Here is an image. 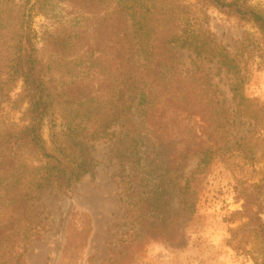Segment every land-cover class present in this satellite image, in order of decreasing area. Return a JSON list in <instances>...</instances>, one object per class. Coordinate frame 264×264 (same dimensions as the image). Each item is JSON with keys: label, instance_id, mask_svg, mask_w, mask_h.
Listing matches in <instances>:
<instances>
[{"label": "trees", "instance_id": "trees-1", "mask_svg": "<svg viewBox=\"0 0 264 264\" xmlns=\"http://www.w3.org/2000/svg\"><path fill=\"white\" fill-rule=\"evenodd\" d=\"M63 1L78 10L79 30H46L38 48L33 7L0 0V92L20 81L18 99L26 104L24 124L0 130V264H25L28 243L38 240L44 227L42 195L65 190L84 175L93 178L87 142L113 136L115 125L121 127L113 151L125 196L123 213L142 231L124 232L114 262L128 257L131 264L136 246L148 238L183 247L196 198L189 182L210 166L233 119L203 68L184 69L170 46L190 49L196 59L216 61L230 73L236 112L261 129L262 109L244 95L238 62L214 40L204 26V12L194 5ZM200 1L252 22L264 39L263 8L249 0ZM78 43L88 54L86 70L69 66L67 57ZM195 155L197 166L181 185L186 161ZM175 191L177 209L171 205ZM244 210L245 228L264 239V179L247 188Z\"/></svg>", "mask_w": 264, "mask_h": 264}, {"label": "rangeland", "instance_id": "rangeland-1", "mask_svg": "<svg viewBox=\"0 0 264 264\" xmlns=\"http://www.w3.org/2000/svg\"><path fill=\"white\" fill-rule=\"evenodd\" d=\"M15 1L33 7L38 48L42 47L41 37L46 30H79L78 10L63 0ZM181 1L204 12V26L238 62L244 77V95L262 109L264 121V39L259 29L252 22L228 15L203 1ZM249 1L252 6L264 9V0ZM170 49L184 69L193 70L198 64L203 68L224 95L232 110L233 123L227 138L220 140L221 150L210 166L189 182L196 198L194 212L185 223L186 244L172 247L148 238L136 246L138 252L131 264H264V239L245 228L248 217L244 210L247 188L264 179V128H258L252 118L236 112L230 92L234 78L216 61L196 59L190 49L176 45ZM86 56V49L78 43L67 57L71 60L69 66L86 70L90 64ZM20 89L21 82L16 81L9 92H0V130L18 128L25 122L26 104L18 99ZM111 130L113 136L87 142L95 163L93 178L87 174L65 190H47L42 195L44 227L40 238L28 243L25 264H117L114 257L117 249L123 247L124 232L142 231L138 223L130 222L123 213L125 196L113 151L121 127L115 125ZM49 134V125L45 123L46 140ZM198 160L195 155L186 161L181 185ZM178 204L175 191L171 205L177 209ZM128 261L124 257L119 264Z\"/></svg>", "mask_w": 264, "mask_h": 264}]
</instances>
